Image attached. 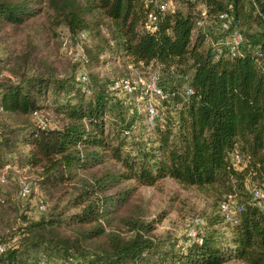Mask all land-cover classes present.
Returning <instances> with one entry per match:
<instances>
[{
	"label": "trees",
	"instance_id": "16d2710c",
	"mask_svg": "<svg viewBox=\"0 0 264 264\" xmlns=\"http://www.w3.org/2000/svg\"><path fill=\"white\" fill-rule=\"evenodd\" d=\"M162 1L172 9L159 13L157 30L146 32L147 11L158 12L153 1L0 0V30L20 31L43 15L71 36L84 31V41L88 34L96 40L83 42V56L72 61L77 67L103 64L105 54L125 57L139 72L159 67L158 84L167 92L148 127L137 101L149 95L109 91L112 79L130 68L85 85L46 69L0 82L2 114L20 119L0 123V167L15 153L20 166L37 173L44 194L72 190L66 203L55 200L47 212L21 221L18 242L0 252V264H38L41 257L48 264H264V207L252 195L253 185L264 189V0ZM199 4L212 16L233 15L244 39L236 56L214 59L202 32L193 36ZM28 42L19 58L32 53ZM185 85L192 94H183ZM36 111L47 126L35 122ZM21 145L25 151L17 153ZM164 177L208 188L219 202L236 197L237 220H225L218 204L195 236L156 234L155 219L136 216L132 199L137 184Z\"/></svg>",
	"mask_w": 264,
	"mask_h": 264
},
{
	"label": "rangeland",
	"instance_id": "374dc122",
	"mask_svg": "<svg viewBox=\"0 0 264 264\" xmlns=\"http://www.w3.org/2000/svg\"><path fill=\"white\" fill-rule=\"evenodd\" d=\"M100 30L102 35L108 36L104 25L100 27ZM199 31L197 29L193 36L195 37ZM94 32L92 30L93 34ZM70 36L65 27L53 25L43 15L34 22H30L20 31H14L11 28L0 30V82L16 83L23 76H33L44 72L45 69L49 73L62 77L77 76V73L84 71L86 74L88 73L89 80H92V82L94 77L108 81L115 75L124 74L127 68L140 70H137L125 57L117 58L109 54L102 56V59H105L103 64H94L92 68L77 67L71 59L73 53H79L76 40L71 38V42H67V48L70 47L71 54L68 55L62 51L63 43ZM98 40L99 42L102 41L100 38ZM27 41H30L28 43L34 49L29 54V58H19L22 52L26 51ZM95 42L94 37L91 38L88 34L84 45L91 43L93 45ZM204 46L208 45L204 43ZM148 98L145 102L137 101L139 103L137 105L138 111L141 113H145ZM151 100L153 101V99ZM48 120L50 124L54 123V119L50 115H48ZM0 123L14 126L20 123V119L3 113L0 115ZM24 151L25 146L21 145L16 152L23 153ZM15 158V153L10 154L5 164L0 167V177L2 175L5 177V181H0V199L3 198V201L0 200V240L8 242L10 245H16L18 242L20 228L24 226L21 221L25 217L33 220L40 215L35 209L39 198L45 199L46 209L48 207L50 210L55 200H58L60 204L66 203L72 192L71 189H68L67 193L60 190L55 192L54 197H49L48 194L42 192L38 183H36L37 173L27 165L20 166ZM20 180L27 181L33 186L32 192L26 197L18 195ZM230 198L237 201L234 196ZM132 202L135 206L134 210H137L136 216L146 221L155 219L154 231L156 234L169 233L177 238L192 236L190 234L191 228L196 230L198 228L194 224L193 218L198 217L205 223L219 204V200L216 199V195L212 190L182 184L171 177H164L153 185L137 184ZM70 210L74 211L76 208H70ZM221 229L226 230L225 228ZM59 263L70 264L64 261ZM223 264L247 263L242 260H231Z\"/></svg>",
	"mask_w": 264,
	"mask_h": 264
},
{
	"label": "built area",
	"instance_id": "2783aa9c",
	"mask_svg": "<svg viewBox=\"0 0 264 264\" xmlns=\"http://www.w3.org/2000/svg\"><path fill=\"white\" fill-rule=\"evenodd\" d=\"M153 1L158 8V12L154 10H149L146 13V18L142 24V28L146 32H153L159 27V13H163L169 9H172V6L167 1L162 0H146V2ZM194 2L195 0H191ZM198 19H197V28L202 32L204 42L206 45L210 46L213 53L214 59H219L222 56L225 57H234L239 53V49L243 44V35L240 29V26L237 25V22H234L233 15L228 11L219 12L216 15H209L208 10L204 4H199L197 6ZM196 30H193V35ZM71 38L76 40V45L78 47L77 54L73 53L71 56L72 61L78 60L83 56V47L82 44L86 38L84 31H79L76 36H70L66 42L63 43V52L66 54H71L72 51L67 48V42H71ZM75 43V41H74ZM261 55V54H260ZM261 70L264 72V60L261 62ZM174 67H169V72L174 74ZM77 80L81 84H87L89 82L87 74L83 72L77 73ZM187 76H184L186 78ZM160 79V68H150L146 67L145 70L139 72L130 68L128 75L124 77H119L112 79L109 85V91L112 95H118L120 97L124 95H129L133 92L134 89H139L140 95H149L148 102L146 103L145 109L147 111L146 123L148 127L154 125L155 119L158 117V111L155 105L158 103V98H165L167 92H165L158 84ZM184 95L192 94L193 90L191 87L185 85L182 89ZM142 97H140L141 99ZM153 99V101L151 100ZM3 112L2 105L0 104V115ZM32 117L35 122L42 127L47 126L46 119L39 112H33ZM125 134H129V130L125 131ZM233 164L238 165L242 158L239 154L235 153L232 156ZM0 181H5V177L2 175ZM33 190L31 183L20 180L18 195L21 197L28 196ZM252 195L256 200L258 206L264 207V189L258 186H252ZM46 201L44 198H39L36 203V211L43 212L46 209ZM242 209V205L237 203L234 199L230 197L219 202V210L224 214L225 220L236 221L237 213ZM194 224L199 228L202 225V221L198 217L193 218ZM197 228V229H198ZM197 230L191 228V235L195 236ZM9 246L8 242L0 241V252H3ZM38 264H48L44 257H41L38 261Z\"/></svg>",
	"mask_w": 264,
	"mask_h": 264
}]
</instances>
